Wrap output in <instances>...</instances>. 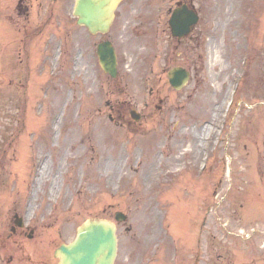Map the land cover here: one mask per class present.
Instances as JSON below:
<instances>
[{"label": "rangeland", "instance_id": "1", "mask_svg": "<svg viewBox=\"0 0 264 264\" xmlns=\"http://www.w3.org/2000/svg\"><path fill=\"white\" fill-rule=\"evenodd\" d=\"M176 1L123 2L108 35L114 79L95 55L102 37L65 19L70 3L48 11L64 14L44 27L42 7L19 22L25 46L6 37L0 17V237L13 211L34 230L31 241L6 239L0 264L56 262L54 249L80 224L116 211L127 218L115 264H225L226 251L229 264H264L260 238L233 234L264 226V0H186L199 22L181 41L167 24ZM57 39L70 52L60 60ZM174 65L191 72L180 90L167 80Z\"/></svg>", "mask_w": 264, "mask_h": 264}, {"label": "water", "instance_id": "2", "mask_svg": "<svg viewBox=\"0 0 264 264\" xmlns=\"http://www.w3.org/2000/svg\"><path fill=\"white\" fill-rule=\"evenodd\" d=\"M117 0H79L76 7L78 23L85 24L90 31H105L112 18V10ZM180 17V18H179ZM181 21L173 25L172 31L179 36L185 34L189 25L196 21V16L189 11L181 9L173 21ZM98 55L103 69L115 75V57L108 42L98 46ZM186 77L180 69L170 72L171 82L175 85L178 74ZM186 79V78H185ZM113 227L105 221H88L77 231V236L68 245H61L57 252L62 257V264H112L115 255V236Z\"/></svg>", "mask_w": 264, "mask_h": 264}, {"label": "flooded vegetation", "instance_id": "3", "mask_svg": "<svg viewBox=\"0 0 264 264\" xmlns=\"http://www.w3.org/2000/svg\"><path fill=\"white\" fill-rule=\"evenodd\" d=\"M28 9L29 7L27 6V0H11L8 18L15 24V15L17 14L18 16H26Z\"/></svg>", "mask_w": 264, "mask_h": 264}]
</instances>
